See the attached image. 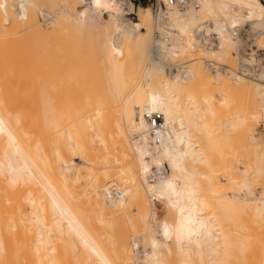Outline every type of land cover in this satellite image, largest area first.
Here are the masks:
<instances>
[{
    "label": "bare ground",
    "instance_id": "bare-ground-1",
    "mask_svg": "<svg viewBox=\"0 0 264 264\" xmlns=\"http://www.w3.org/2000/svg\"><path fill=\"white\" fill-rule=\"evenodd\" d=\"M191 1L196 5L167 6L157 18L149 6L148 12L139 7L144 25L127 17L117 0L38 6L42 23L57 25L63 36L52 45L58 58L76 62L60 87L85 84L86 61L101 87H92L83 108L61 102L65 95L60 105L49 98L43 123L33 128L8 100L6 73H0V264H224L237 254L243 264L234 238L246 229V213L263 247L253 258L264 264V138L255 130L264 114V64L254 48L244 54L249 59L239 58L233 37L240 39L239 26L249 23L256 31L252 42L264 49V0ZM36 4L0 0L16 20H27L26 28L38 24L30 15ZM155 30L168 41L156 40ZM210 35L214 47L200 38ZM3 41L1 51L8 48ZM206 60L227 67L212 70ZM236 60L256 74L231 69ZM174 62L182 68L168 72L166 64ZM13 78L11 86L20 79ZM146 110L163 114V131L152 134ZM94 138L102 149L93 150ZM110 191L117 195L108 197ZM156 201L165 212L161 218ZM23 221L36 233L31 242L16 227ZM96 222L117 223L109 227L116 233L107 234L113 246ZM8 227L23 237L7 239ZM66 245L77 248L70 263L55 256L42 261L35 252L30 260L37 262L6 261L44 248L52 254L59 246L64 255Z\"/></svg>",
    "mask_w": 264,
    "mask_h": 264
},
{
    "label": "rangeland",
    "instance_id": "rangeland-1",
    "mask_svg": "<svg viewBox=\"0 0 264 264\" xmlns=\"http://www.w3.org/2000/svg\"><path fill=\"white\" fill-rule=\"evenodd\" d=\"M57 1L58 0H37V4L30 7L31 8L30 15H33L35 17V19L38 21V24L33 25L31 27H28V28H26V21H27L26 19L22 22L19 20H16V16L12 10L9 11V10H6V9H3L0 7V41L2 42L4 40V41L8 42V48H4L3 51L0 50V56H1L0 57V71L4 72V73H2V72H0V73H1V76H2V74L6 73V78H7L6 79L5 76L3 77L6 79V80H4V79L3 80L7 81V82H5L6 84L3 83V87L7 86L4 88L6 91L4 89H3V91L8 92V95H10V98H9V96H7V94H6V96L8 97V100L11 99V101L14 102V107L16 109L18 116L20 118H22L25 121V123H29L33 128H34V126L36 127V126H38V124L43 123V120L45 118V108L47 106V100L49 98L52 99L49 101L54 100V101H56V103L58 105H60L61 102H63V103L67 102V103L75 104L76 107L80 106L79 108H83L81 103L84 105L85 102L87 103L89 100V99L88 100L85 99V97L90 96V95L94 96V95H92V92H94L92 90V87L95 86L97 89L95 87L94 88L97 90V92L101 87L99 84L100 82H98V80H100V79H98L99 75L95 74V71H92L93 69L91 70L92 67H90L88 65L89 63H87V61L85 62V64H82L84 67L86 66L88 68V69L85 68V70H84V72H87L86 75L88 77L86 76V78H84L85 84L82 83L85 88L81 87L82 84L81 85L78 84L79 87L77 85H75L74 87L70 86L68 88L64 87V89H62L63 87L60 84H58V82H60V81L63 82V80L60 79V78H62L61 76L67 77L69 74H73V72H74L73 69L76 65V62H73L74 60L72 61V58H74L73 56L69 57V59H71V61L73 63L70 62V60L66 57V55L64 56L67 58L66 60H64V59L62 60V59L58 58V56L60 57V55H58V54H60V51L58 52V50L56 49L55 46H54V48H52L53 47L52 45L53 44L57 45L59 39L63 38V36L61 33H59L57 25H55V24L45 25L44 23H42V18L40 16V12H39V8H38V6H43L46 9L52 10L53 9V3L57 2ZM193 1L196 3L195 0H192L191 2H193ZM194 5H196V4L189 3L186 8H190L191 6H194ZM141 7H143L142 9H140L141 12H146V11L148 12L149 11V9L147 8V5H142ZM76 9L79 10V9H81V7L76 6ZM148 13L152 17L153 13H151L150 11ZM133 20L135 22L140 21L144 25V22L139 17L138 12L136 13V17H134ZM16 23H18V24H16ZM239 29L241 30L242 36L247 35L251 40H253V39L255 40L254 37L256 34H254V32L256 33V31H254L252 28H250L249 23H246V24L239 26ZM13 31H15V32L19 31V32L13 33ZM196 31L199 33H202L201 28L196 29ZM4 34H5V36H4ZM60 34L62 36L61 38H60ZM211 37H213V35L209 36V38H211ZM233 37L236 41V50H237L238 57L249 59V58L244 57V53H241V54L239 53V47H240L241 39H239L238 37H235L234 35H233ZM60 41H59V43H60ZM17 45L19 46V48L17 50H14L13 47L17 46ZM254 49H255V55L257 57H259V58L263 57V58H261V61L264 64V49L258 48L257 46L254 47ZM4 51H5V53H4ZM69 55L71 56V54H68V56ZM74 63H75V65H74ZM82 65H80L81 68L83 67ZM95 66L98 67L99 65L96 63ZM228 66H230V65H228ZM239 66H240V63H239V61H237L233 65H231L230 68L231 69L234 68V70H236L237 67H239ZM89 67H90V70H89ZM88 72L91 73L90 76H92L91 78L93 80L92 81L93 83L89 82V81H91V79L89 78ZM10 76H12V77H10ZM13 77H15V79L17 77H20V79L19 80L17 79L18 81L15 83V85L13 84L11 86V85H9V84H11V81L9 80V82H8V79L13 78ZM87 78H89V80H87ZM12 81H14V80H12ZM53 83H55V84L53 85ZM57 84H58V86H57ZM52 86H54V87L52 88ZM90 88H91V90H89ZM84 89H87V90H85L86 92L83 91ZM87 91H88V93H87ZM90 91H92L91 94H89ZM82 92H84V94H85V95H83L84 96L83 99L85 101L82 99V96H81ZM4 94L5 93H3V96H4ZM87 94H89V95H87ZM60 95H65L66 98L68 97V99L66 100V98L63 97L62 100L65 98L64 100H66V101H64V100L61 101L60 97H62V96H60ZM96 95H98V93ZM6 96H4L5 98H3V99H6L7 98ZM80 100H81V102L79 105L78 101H80ZM82 100H83V102H82ZM59 101H61V102L59 103ZM52 103H54V102H52ZM56 105L54 106L55 108H56ZM231 107H233V106H231ZM117 115H118V113H117ZM117 119H119V120L121 119L120 115L117 116ZM91 130L92 129H90L89 132L91 135H93V131H91ZM255 130L258 131V133H260V136L262 138H264V130L259 125L256 126ZM91 144H92L91 146H92L94 151H98V150L102 149V145L100 144V142L97 138H94L93 140H91ZM243 162L244 161H239V162L235 161V163L238 166H241L243 164ZM166 168H167V166H166ZM236 171L239 173V171H240L239 167H237ZM221 178H223V177H220V179ZM203 180H205V179H203ZM201 182H202L201 184L203 185L204 183L202 180H201ZM155 204H156V209L158 211V216L161 218L165 214V212L163 210V206L159 201H156ZM249 216H250V213H246L242 216L241 219L243 220L242 222L245 225L244 227H246V229H244V231H243V228H242L241 232H243V234H241V235L236 234L237 238H234V239L236 240L238 247L242 248V252L240 253L241 254L240 256L243 260V264H257L253 258V252L257 251V252L261 253L263 250V247H262V243H261V240L259 239V237H257L252 232L255 229V227L257 226V224L251 223V221L248 219ZM48 217L50 218V216H48ZM49 218H48V220H49ZM18 220L20 221V219H18ZM4 222H6V221H4ZM21 222L20 223L18 222L19 224L16 223V227H17V225H19L18 227L23 228V230H25L26 233H28V235H27V234H25V231H23L24 237H26V239H29L28 241H30L31 239H33L36 236V233L34 230L28 232L24 226L25 222L23 221L24 224H22ZM101 224H103V225H101ZM101 224L99 222L98 223L96 222L95 225H96V227H98L97 230H99L100 232H102L104 234L103 236H105V237H103V236H101V237L105 238V241H108L106 243H108V245H109V243L113 241V238L110 237L112 239H110L111 241H109V239H107V238H109L108 235L110 234V236H111L112 234H115L116 229H114V228L117 227V226L115 227V226H110V225H116L117 223H113V224L109 225V222L108 223L102 222ZM109 227H114V228H109ZM8 229L9 230L6 233H5L6 228L4 230L5 236L7 237L9 235V237H7V239L12 238L10 235H12V234L17 235L18 233H19V235H17V236L14 235V236L15 237L19 236L18 238L23 237V235L21 236L22 232L21 233L17 232L18 230H15L14 228H10V227H8ZM110 229H111V233L108 232V231H110ZM64 236L66 237V235H64ZM72 237L74 238L75 241L77 240L74 235H72ZM13 238H12V240H13ZM15 239L16 238H14V241H15ZM60 242L61 241L58 240V242L56 241V244L58 243V245H60L61 244ZM29 245H30V243H29ZM111 245L113 246V243ZM58 249H59V251L58 252L56 251L55 253L53 252L54 254L53 253L51 254V251H48V249H47V251L49 253H47L46 248L41 249V252L31 251L30 255H29L30 258H28V256L26 258L24 255L21 256L20 254H18V255L16 254V256L13 255V257L11 259L9 256L8 259H6V261L9 260V262H10V260H11V262H12V261H17V260L20 261L21 259H23V261H20V262H24L27 259V261L37 262L36 259L30 260V259H34L33 255H31V254H33V252H35L34 256H36V257L41 256V258H43L42 261H47L48 259L53 258L55 256V259H59L60 261L65 262V263H70L74 258V254L76 253L77 248L71 249L70 246L66 245L65 249L63 251L64 255L61 253L63 248L61 247V250H60V246H59ZM43 252H45L47 254H44ZM233 252L236 254L238 253V252H236L235 249L233 250ZM43 254H44V256H43ZM237 255L229 256L226 259V262L224 264H233V263L234 264H240L238 261L239 258L237 257ZM17 256H19V258ZM60 256H61V259H60ZM14 259H16V260H14ZM37 259H40V258L38 257ZM175 262L176 261H174V263ZM5 263H7V262H5ZM11 264H13V263H11Z\"/></svg>",
    "mask_w": 264,
    "mask_h": 264
},
{
    "label": "built area",
    "instance_id": "built-area-1",
    "mask_svg": "<svg viewBox=\"0 0 264 264\" xmlns=\"http://www.w3.org/2000/svg\"><path fill=\"white\" fill-rule=\"evenodd\" d=\"M119 4L121 5L122 9L124 10L127 17H130L131 19H134L136 17V11L139 7L142 5H147L150 7L153 15L155 18L158 17V15H161L163 11L166 9L167 6L170 7H177V8H185L186 5H188L189 0H117ZM241 44L239 47V53L248 54L252 51V48L256 47L252 40L247 36H242L241 30L238 31ZM154 38L156 40L163 39L165 41H168V37H163V35L160 33V31L155 30L154 31ZM205 44L207 43L209 46L214 47L216 45V38L211 37L204 41V38L200 37ZM207 67L209 69L215 70V69H224L225 66L223 63H217L212 60H206ZM182 67L181 65L177 63H167L166 69L168 72H176L177 70H180ZM255 68H243L241 66L237 67L236 72L238 73H244L248 76H254L256 74ZM145 120L147 121L148 127L152 134H156L158 132H161L165 129L166 123L165 119L163 117V114L160 111H144L143 114ZM259 126L264 130V114L262 115V119L260 121ZM108 197H114L117 195L116 191H110L107 193Z\"/></svg>",
    "mask_w": 264,
    "mask_h": 264
}]
</instances>
